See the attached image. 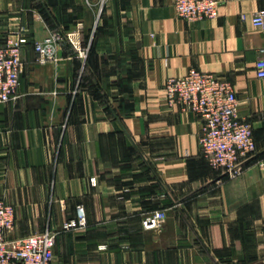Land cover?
Wrapping results in <instances>:
<instances>
[{"label":"crops","instance_id":"obj_1","mask_svg":"<svg viewBox=\"0 0 264 264\" xmlns=\"http://www.w3.org/2000/svg\"><path fill=\"white\" fill-rule=\"evenodd\" d=\"M218 2L216 18L187 21L173 0H0V32L28 38L21 96L0 103L11 236L58 228L82 205L85 226L59 234L52 264H264V29L251 23L264 0ZM55 31L42 63L34 43ZM192 67L229 79L253 125L240 174L212 168L203 121L167 103L166 79ZM157 209L160 229H143Z\"/></svg>","mask_w":264,"mask_h":264},{"label":"built area","instance_id":"obj_2","mask_svg":"<svg viewBox=\"0 0 264 264\" xmlns=\"http://www.w3.org/2000/svg\"><path fill=\"white\" fill-rule=\"evenodd\" d=\"M177 14L184 20L214 19L218 16V0H173ZM251 23L264 29V9L251 15ZM59 31L53 32L41 42H35L42 63L53 59V42L62 39ZM71 40V39H70ZM28 42L26 29L19 26L10 31L0 43V103L17 100L21 96L24 61L23 46ZM80 56L86 51L76 46ZM255 62L257 77L264 78V48ZM163 88L169 106L197 115L203 125L199 134L201 153L214 169L229 176L240 174L256 152L253 125L239 115L238 97L233 83L216 73L190 68L182 76H170ZM259 164L264 167V161ZM167 213L157 209L142 219L145 230L160 229ZM82 205L77 207V216L64 221L58 228L45 229L24 236L13 237L15 210L11 203L0 199V264H52L54 247L60 233L85 226Z\"/></svg>","mask_w":264,"mask_h":264},{"label":"rangeland","instance_id":"obj_3","mask_svg":"<svg viewBox=\"0 0 264 264\" xmlns=\"http://www.w3.org/2000/svg\"><path fill=\"white\" fill-rule=\"evenodd\" d=\"M99 26V22H96L95 25L93 26V29L89 31V36L96 34V28ZM9 33L8 31H3L0 32V36H3V38Z\"/></svg>","mask_w":264,"mask_h":264},{"label":"trees","instance_id":"obj_4","mask_svg":"<svg viewBox=\"0 0 264 264\" xmlns=\"http://www.w3.org/2000/svg\"><path fill=\"white\" fill-rule=\"evenodd\" d=\"M252 159V158H251Z\"/></svg>","mask_w":264,"mask_h":264}]
</instances>
